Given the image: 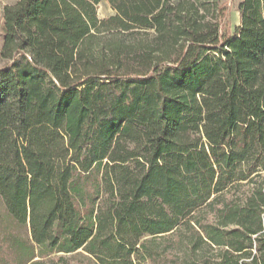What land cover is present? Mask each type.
Segmentation results:
<instances>
[{
  "label": "trees",
  "instance_id": "obj_1",
  "mask_svg": "<svg viewBox=\"0 0 264 264\" xmlns=\"http://www.w3.org/2000/svg\"><path fill=\"white\" fill-rule=\"evenodd\" d=\"M237 11L5 6L0 264H264V0Z\"/></svg>",
  "mask_w": 264,
  "mask_h": 264
},
{
  "label": "rangeland",
  "instance_id": "obj_2",
  "mask_svg": "<svg viewBox=\"0 0 264 264\" xmlns=\"http://www.w3.org/2000/svg\"><path fill=\"white\" fill-rule=\"evenodd\" d=\"M17 1L18 0H0V51H1V44H2V37H3L4 8L5 6L15 4ZM228 1H229L231 12L226 18V20L223 22V25L221 27V32L223 35H225L228 30L231 33H233L234 29L240 25V14L237 11V6L241 2V0H228ZM113 14L114 12L111 9L107 1H103L97 6V16L100 20L108 18ZM7 64H8V61L5 59H2L0 56V69L5 67ZM149 247H151L152 251L154 252L153 253L154 258L152 261L153 264H161V261L163 260L162 258L171 259L170 254H177V251H178V247L175 245L174 242L161 241V240L156 241L155 244ZM81 264H91V263L81 258Z\"/></svg>",
  "mask_w": 264,
  "mask_h": 264
}]
</instances>
